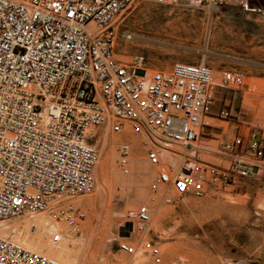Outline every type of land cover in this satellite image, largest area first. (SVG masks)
Returning <instances> with one entry per match:
<instances>
[{
	"label": "built area",
	"instance_id": "built-area-1",
	"mask_svg": "<svg viewBox=\"0 0 264 264\" xmlns=\"http://www.w3.org/2000/svg\"><path fill=\"white\" fill-rule=\"evenodd\" d=\"M138 1L0 0V221L45 213L78 233L83 215L63 200L93 191L100 134L91 130L105 123L113 133L125 122L145 135L156 184L179 195L198 198L207 186L241 189L253 182L264 190V128L237 132L215 147L207 143L216 138L202 131L206 116L240 121L241 105L232 109L233 99L217 98V91L240 92L244 73L223 71L215 81L204 64L176 63L169 72L148 74L142 56L115 58L118 20ZM150 1L197 8L247 4ZM117 150L126 157L129 146ZM151 223L148 208L140 207L124 228L131 224L128 237L139 235L142 251L156 257L158 249L144 239ZM117 246L127 256L137 253L132 244ZM0 264L62 263L0 237Z\"/></svg>",
	"mask_w": 264,
	"mask_h": 264
},
{
	"label": "rangeland",
	"instance_id": "rangeland-1",
	"mask_svg": "<svg viewBox=\"0 0 264 264\" xmlns=\"http://www.w3.org/2000/svg\"><path fill=\"white\" fill-rule=\"evenodd\" d=\"M117 28L115 58L129 62L142 56L148 74L169 72L176 63L204 64L212 69L215 81L223 71L244 73L246 85L240 92L217 91V98L234 95L243 113L240 121L228 139L210 135L216 139L208 145L215 147L237 132L264 128V0L218 8L139 0L121 16ZM128 34L130 40L125 38ZM231 124L221 123L226 128ZM121 125V133L127 130L123 136L113 133L107 123L91 130L100 134L94 189L63 200L83 215L76 234H69L66 224L59 222L63 235L67 231L65 235L79 242L75 264H264V224L255 221L264 215V190L257 182L247 193L246 188L217 185L207 186L198 198L179 195L156 184L157 169L149 164L143 145L146 136L132 132L128 123ZM122 144L129 146L126 157L117 150ZM201 158L220 162L207 153ZM140 207H147L152 217L144 239L158 249L156 257L142 251L139 235L120 236ZM27 215L4 220L11 224L8 240L18 243L14 226ZM120 242L136 246V255L120 252Z\"/></svg>",
	"mask_w": 264,
	"mask_h": 264
},
{
	"label": "bare ground",
	"instance_id": "bare-ground-1",
	"mask_svg": "<svg viewBox=\"0 0 264 264\" xmlns=\"http://www.w3.org/2000/svg\"><path fill=\"white\" fill-rule=\"evenodd\" d=\"M126 132L127 130L124 129L123 133L118 135L123 136ZM171 161L173 160L171 159ZM9 224L8 221H0V237L7 239ZM15 224L20 225L14 226V230H18L19 235L16 240L18 243H14L62 264H75L74 253L77 251L79 242L77 243L71 239L72 237L69 238L68 235H65L67 231L61 235L60 241H54L56 235L64 232L62 224L54 217L33 213L21 218ZM31 228L33 229L31 230Z\"/></svg>",
	"mask_w": 264,
	"mask_h": 264
},
{
	"label": "crops",
	"instance_id": "crops-1",
	"mask_svg": "<svg viewBox=\"0 0 264 264\" xmlns=\"http://www.w3.org/2000/svg\"><path fill=\"white\" fill-rule=\"evenodd\" d=\"M236 108H237V106H236L235 101L233 99L232 109H236ZM203 121L206 124L202 128L203 133H205L207 135H211L213 137H218V136L224 137L225 139H228V137L231 136L233 129H236L234 124L237 123V122L231 121L232 124L228 128H226V127H223V125H221V123H223V122L230 123V121L222 120L220 118L213 117V116H206L203 118ZM240 127H242V126H240ZM238 129H239V131H241L240 128H238ZM252 187L253 186H251V183H249L245 189L246 193L252 192ZM255 221H258L259 224H264V215L260 219L259 218L255 219ZM247 223H248V221H247ZM241 224H245V223H241ZM250 224H254V223H250Z\"/></svg>",
	"mask_w": 264,
	"mask_h": 264
},
{
	"label": "water",
	"instance_id": "water-1",
	"mask_svg": "<svg viewBox=\"0 0 264 264\" xmlns=\"http://www.w3.org/2000/svg\"><path fill=\"white\" fill-rule=\"evenodd\" d=\"M132 226L131 224H128L127 228L125 229L124 227L121 228L120 230V236L122 237H128L129 233L131 232Z\"/></svg>",
	"mask_w": 264,
	"mask_h": 264
},
{
	"label": "trees",
	"instance_id": "trees-1",
	"mask_svg": "<svg viewBox=\"0 0 264 264\" xmlns=\"http://www.w3.org/2000/svg\"><path fill=\"white\" fill-rule=\"evenodd\" d=\"M232 99H234V97L232 96Z\"/></svg>",
	"mask_w": 264,
	"mask_h": 264
}]
</instances>
